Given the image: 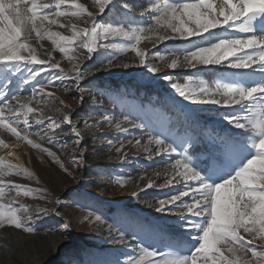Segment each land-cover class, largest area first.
Here are the masks:
<instances>
[{
  "label": "rangeland",
  "instance_id": "rangeland-1",
  "mask_svg": "<svg viewBox=\"0 0 264 264\" xmlns=\"http://www.w3.org/2000/svg\"><path fill=\"white\" fill-rule=\"evenodd\" d=\"M40 2L48 3L52 0H40ZM76 2L84 4L89 11H97L92 0H76ZM128 2L135 6L132 10L124 9L121 0H113L111 10L103 15H97V21L102 25L107 23L115 25L118 19L127 16L137 22L134 26L146 27L151 23L150 13L141 16L149 0H128ZM160 2L162 3L163 0ZM58 20L59 23L76 25L78 28L85 26L83 19L70 15L60 17ZM48 27L53 32L64 34L62 32L64 28L55 25ZM213 31L223 36L243 35L225 33L220 29ZM165 32V29L158 28L156 33H146L145 36L150 38H142L136 45L137 50L146 54V64L159 69L155 73H150L145 65L139 63L140 57L131 47L134 40L129 38L109 36L107 39H101L97 42L96 50L91 54H88L87 49L82 46L74 45L75 51L69 53L73 56L70 61L47 37L38 40L33 33L28 43L36 50L37 58L48 59L51 54V63H59L60 67L48 68L27 85L22 84L21 81L28 75V69H41L47 65L22 64V71L13 70L10 76L9 96L17 92L21 96H31L33 85L39 89L42 83L49 82L44 93L50 92L52 97L46 104L38 105L33 102L30 106L39 108L45 117L51 116L56 120H62L56 109L70 113L73 123L81 133L80 137H76L71 131L72 125L62 123L54 136L58 142L56 145L46 143L37 135L29 136L34 143L54 152L60 163L67 168L65 171L46 153L33 148L26 141H17L10 132L0 128V140L8 146L20 144L25 162L34 172L31 178L23 173L19 176L5 177V184L45 190L33 191L29 196L23 194L18 196L23 207L28 210L19 214L25 218L32 217L31 220H26V223L33 228L31 233L45 235L49 232L52 235L51 240L65 242L51 259V264H127L130 256L138 257L139 249L136 247L138 242L161 251H168L166 246L169 244L183 245L180 248L183 252L192 250L196 245V241L191 237L194 230L185 221L199 220V217H191L186 209L181 210L184 212L185 220H182L178 214L173 215L168 212L167 208L157 211L161 200L179 194L184 188L183 182L173 181L171 185L166 184L173 175L169 161L174 163L175 155L157 156L154 144L148 145L152 149L148 152L143 147L135 146V141L139 139L142 145L147 144L148 135L165 128L179 133L190 132L196 135L198 140L189 149V155L193 163L199 169H203L210 151L209 135L213 138L224 135L239 138L247 136L244 130L236 129L224 119L225 115L232 114L234 110L238 112L243 110L240 105L193 104L185 101L171 88L169 81L164 77L172 76L173 80L181 85L187 83L190 78L197 82L204 80L215 89L217 81L223 83L238 80L241 72L251 73L252 69L234 70L224 67V64H197L195 68L185 66L172 69L168 65L174 58L173 51L189 47L190 44L187 40L180 39L156 41V34H165ZM167 34L171 35V32ZM193 39L201 41L202 38ZM74 66H78L84 72L83 79L79 82L73 79H57L62 75L74 76ZM0 74H6L3 64H0ZM97 78L102 79L104 86H97ZM110 79L121 84L112 87L108 82ZM148 85L154 87L158 94L146 97L143 90L135 89L136 86ZM159 95L161 99L158 101ZM60 101L69 107L64 108ZM12 103L16 104V101ZM124 115L135 117L136 123H144L147 127L138 129L122 123L121 127L127 128V131L117 130L115 125L122 122ZM105 116L109 117L110 122L104 120ZM7 118L6 112L5 120ZM29 120L31 123L29 132L43 134L48 120L45 119L43 124H35L32 116H29ZM85 121L92 127L86 128ZM19 127L24 126L21 124ZM77 138L81 139L79 151L83 152V163L79 166L73 164L74 141ZM129 141L132 143L130 144ZM201 142L206 145L208 151L192 155L193 148L198 144L201 145ZM65 143L67 147L62 149L59 145ZM2 148L4 147H0ZM118 148L121 149L120 152H117ZM76 154L78 157L79 152ZM239 163H244L243 158ZM149 182L152 187H148ZM4 195H16L15 189L10 191L5 188ZM182 199L189 201V197ZM57 200L59 203H55ZM176 203L179 204L180 201ZM169 207L173 206L169 205ZM20 208L21 206L16 207V209ZM90 212L92 216L85 220L84 217ZM95 216H100L101 221H96ZM136 223L145 225L153 232H141L134 227ZM5 225L15 228L8 223ZM109 225L113 226L111 231ZM117 228H122L125 233L122 242H116L119 239ZM133 234L139 238L138 241L133 239ZM241 235L250 239L243 230ZM251 246L260 248L264 246V241L257 239ZM2 264L14 263L7 260Z\"/></svg>",
  "mask_w": 264,
  "mask_h": 264
},
{
  "label": "snow or ice",
  "instance_id": "snow-or-ice-1",
  "mask_svg": "<svg viewBox=\"0 0 264 264\" xmlns=\"http://www.w3.org/2000/svg\"><path fill=\"white\" fill-rule=\"evenodd\" d=\"M92 4L97 11H89L84 4L77 3L76 0H52L48 3H41L40 0H0V64L5 66L6 73L0 74V128L10 132L17 141H26L33 148L46 153L67 171L54 152L29 139L30 135H37L46 143L56 145L58 142L54 136L62 123L72 125L71 131L75 136H81L70 113L56 109L62 116V120H56L51 116L45 117L39 108L30 106L33 102L38 105L46 104L52 97V93H44L49 82L42 83L39 89L33 85L31 96H21L19 92L9 96L8 92L10 76L13 70L21 72L22 64L47 65L41 69L29 68L28 75L21 81L24 85L35 80L48 68L60 67L59 63H51V54L48 59L37 58L36 50L28 43L33 33L38 40L47 37L70 61L73 56L69 53L75 51L74 45L82 46L91 54L101 39H107L109 36L129 38L134 40L131 47L140 57L139 63L145 65L150 73H155L159 69L146 64V54L137 50L136 45L142 38H150L145 36L146 33H156L158 28H163L166 30L165 34H156V41L180 39L187 40L190 44L189 47L173 51L174 58L168 65L172 69L185 66L195 68L197 64H224V67L234 70L252 69L251 73L241 72L238 80L223 83L217 81L215 89L204 80L197 82L190 78L187 83L181 85L174 81L172 76L164 77L183 100L193 104L240 105L242 112L234 110L232 114L225 115L224 119L236 129L244 130L247 136L239 138L224 135L213 138L209 135L210 151L203 169H199L189 155V149L198 140V137L190 132L179 133L165 128L148 135L147 144L142 145L139 139L135 141V146L143 147L148 152L152 151L148 145L154 144L157 156L165 154L176 157L174 163L169 161L173 175L166 184L171 185L173 181L183 182L184 188L179 194L161 200L157 211L167 208L168 212L178 214L185 220L181 210L186 209L191 217L200 219L185 221L194 230L191 237L196 241V245L192 250L180 251L183 245L177 243L167 245L168 251H161L138 242L136 247L139 249V255L130 256L127 264H264V246L250 247L257 239L264 241V0H163L162 3L160 0H149L148 6L141 12L142 17L150 13L151 23L146 27L134 26L137 22L127 16L118 19L115 25H102L96 17L111 10L113 0H92ZM121 4L127 10L135 7L128 0H121ZM69 15L83 19L85 26L78 28L76 25L59 23L58 18ZM51 25L70 28L71 34L53 32L48 27ZM214 29L243 35L223 36L213 31ZM167 32H171V35ZM194 37L202 39L198 41L193 39ZM225 61L227 63H224ZM74 72V76L62 75L57 79H73L77 82L83 79L84 72L78 66H74ZM12 101H16V104ZM60 104L64 105V108L69 107L63 101H60ZM29 116L33 117L35 124H43L45 119L48 120L43 134L29 132ZM104 120L109 121V117L105 116ZM122 123L138 129L147 127L144 123H136L135 117L129 115H124L122 122L115 125L117 130L127 131V128L121 127ZM21 124L23 128L19 127ZM85 127L92 126L85 121ZM80 144L81 139L77 138L73 151V164L76 166L83 163V152L79 151ZM59 146L63 149L67 144ZM0 147L8 148V145L0 140ZM120 151L118 148L117 152ZM12 155V151H8V156ZM241 158L244 160L243 164L239 163ZM22 173L31 178V173L22 165L10 164L4 157H0V185L3 186L0 187V197L5 194V188L10 191L14 188L16 196H29L33 191H45L5 184V177L19 176ZM148 187H152L151 182ZM182 197H189V201H184ZM177 201L180 203L177 204ZM21 211L28 210L23 206L13 209L0 203V226L7 221L10 226L31 233L33 228L26 220H31L32 217L25 218L19 214ZM91 216L90 212L84 219L88 220ZM95 220L101 221V217L95 216ZM112 227L109 225V231ZM134 227L141 232H153L140 223H136ZM241 230L250 239L241 235ZM116 231L119 235L116 242H122L125 233L122 228H117ZM133 239L139 240L135 234Z\"/></svg>",
  "mask_w": 264,
  "mask_h": 264
},
{
  "label": "bare ground",
  "instance_id": "bare-ground-1",
  "mask_svg": "<svg viewBox=\"0 0 264 264\" xmlns=\"http://www.w3.org/2000/svg\"><path fill=\"white\" fill-rule=\"evenodd\" d=\"M78 3V2H77ZM64 35H70L71 29H62ZM19 145H10L0 149V157H4L10 164L22 165L29 173L34 174L32 168L25 162L24 153ZM8 151L13 155L8 156ZM0 203L16 209L23 206L16 195L0 197ZM7 223V221H5ZM0 226V264L10 260L14 264H51L58 249L65 245L64 241L51 240V233L35 235L24 232L23 229L10 228L8 225Z\"/></svg>",
  "mask_w": 264,
  "mask_h": 264
},
{
  "label": "trees",
  "instance_id": "trees-1",
  "mask_svg": "<svg viewBox=\"0 0 264 264\" xmlns=\"http://www.w3.org/2000/svg\"><path fill=\"white\" fill-rule=\"evenodd\" d=\"M96 82H97V86H100V87L104 86L101 78H97ZM108 82H109V85L112 87H115V86L121 84V82L113 80V79H110ZM135 89L137 91L143 90L146 97H151V96H153V94H158L156 89L152 86H149V85L148 86H141V87L136 86ZM160 99H161V95L157 96V100L159 101ZM201 145L198 144L193 148L192 155H197L198 153H201V152L206 153L208 151V148L206 147V145H204L202 142H201Z\"/></svg>",
  "mask_w": 264,
  "mask_h": 264
}]
</instances>
